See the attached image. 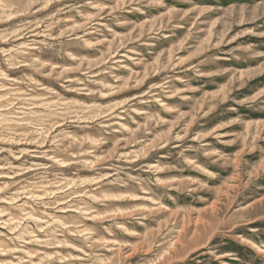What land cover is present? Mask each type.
Masks as SVG:
<instances>
[{
    "label": "rangeland",
    "instance_id": "374dc122",
    "mask_svg": "<svg viewBox=\"0 0 264 264\" xmlns=\"http://www.w3.org/2000/svg\"><path fill=\"white\" fill-rule=\"evenodd\" d=\"M0 264H264V0H0Z\"/></svg>",
    "mask_w": 264,
    "mask_h": 264
}]
</instances>
